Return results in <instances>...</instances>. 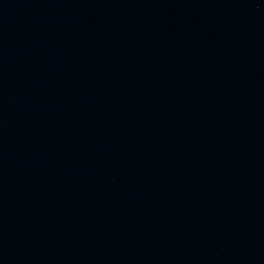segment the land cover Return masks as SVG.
I'll use <instances>...</instances> for the list:
<instances>
[{
    "label": "water",
    "instance_id": "1",
    "mask_svg": "<svg viewBox=\"0 0 264 264\" xmlns=\"http://www.w3.org/2000/svg\"><path fill=\"white\" fill-rule=\"evenodd\" d=\"M0 264H264V0H0Z\"/></svg>",
    "mask_w": 264,
    "mask_h": 264
}]
</instances>
